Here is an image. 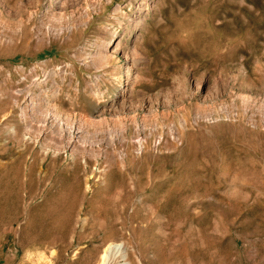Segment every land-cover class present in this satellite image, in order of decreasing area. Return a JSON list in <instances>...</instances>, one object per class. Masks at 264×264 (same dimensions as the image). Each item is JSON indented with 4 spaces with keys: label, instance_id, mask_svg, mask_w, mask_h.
<instances>
[{
    "label": "rangeland",
    "instance_id": "374dc122",
    "mask_svg": "<svg viewBox=\"0 0 264 264\" xmlns=\"http://www.w3.org/2000/svg\"><path fill=\"white\" fill-rule=\"evenodd\" d=\"M263 102L264 0H0V264H264Z\"/></svg>",
    "mask_w": 264,
    "mask_h": 264
},
{
    "label": "bare ground",
    "instance_id": "6f19581e",
    "mask_svg": "<svg viewBox=\"0 0 264 264\" xmlns=\"http://www.w3.org/2000/svg\"><path fill=\"white\" fill-rule=\"evenodd\" d=\"M37 1L39 2L40 0H37ZM52 3H53L52 1L49 2V5H47L45 7V9L42 11L43 12L42 15L44 17H52V18L56 19L58 17V15L54 13L53 7L51 6ZM55 5H57V4H55ZM57 30H59V31H57ZM57 30L56 31H53V30L51 31L50 30V31L42 32L41 35L39 36V40L43 41V42L45 41L47 43L50 42L51 36L52 37L60 36V34H61L60 29H57ZM106 48H104L101 45L98 46L97 49L95 50V54H94L95 56L92 59L89 58V59H91V60H89V63L92 62V64L95 65L97 68L107 64L110 57H109V52H108L109 50L107 51ZM88 57H90V56H88ZM126 71L127 72L130 71L129 67L126 68ZM60 72L59 73L58 72H54V71L47 72V74H49L47 76L50 78L51 82H50L49 89H48L49 93L48 94L46 93V95H49V97H51L53 99L57 98V96L60 95L58 93V90H57L58 89V85H57V82L55 80V77L58 76L59 79L64 81V76H63L64 73H60ZM47 78L45 80H42V82L43 83H45V82L47 83V80H48ZM31 79H32L31 82H32L33 85L38 86L41 83V81L38 82V80H37L38 78H35V76H32ZM40 94L44 95V93H40ZM17 95L18 94L11 95L15 102H17V99H18ZM39 95H38V99L33 96V98H31L29 101L24 103V106L22 107V117L24 118L26 125L27 126L30 125V123L32 121H34V120H37L38 122H41V123L45 124L48 121V118H49V119L52 120V122H50V123H52L51 126H55L56 127V128L54 127V129H55L54 131L56 133L61 132L59 130L61 127H63V123L60 125V122L62 120L61 114L59 112H57L55 108L50 106V104H49L50 102H48V99H46V97L45 98H41V95L40 96ZM39 99L44 100L43 105L40 104V102H38ZM263 107H262V109H263ZM72 120H71V118L67 117L64 120L65 129H63V131H65V133L69 134V136L71 137L70 138L71 140L69 141L70 143H71V141L74 140V136H72L73 134H76V139L78 138V140L81 141V142H83L84 139H87L86 138L87 135L86 136L85 135L84 136L83 135H79V132L81 130H83L85 127L93 126L95 129H100V127L104 124V122H102V121H100V122H89L87 120L80 119L79 121H77L78 122L77 123V127H75L74 123H71ZM36 125H37V123H36ZM42 126H44V125H42ZM123 126L124 125L122 123H118L116 127L118 129L122 130L124 128ZM51 129H53V128H51ZM92 133H95V132H92ZM49 135H50V133H49ZM88 136H90V134ZM140 146H141V143H140ZM77 148H79V146L75 145L74 149H77ZM116 257H118V258H120L122 260L126 259L125 251L123 250V245L122 244H111V245H108L103 250V252H102V254L100 256V264H112V261H114ZM125 263H126V261L123 264H125Z\"/></svg>",
    "mask_w": 264,
    "mask_h": 264
}]
</instances>
